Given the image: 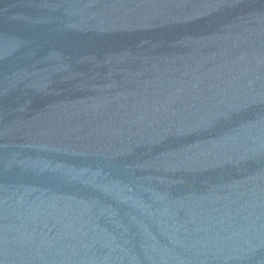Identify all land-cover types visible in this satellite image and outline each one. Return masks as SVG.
Here are the masks:
<instances>
[{"label":"water","instance_id":"water-1","mask_svg":"<svg viewBox=\"0 0 264 264\" xmlns=\"http://www.w3.org/2000/svg\"><path fill=\"white\" fill-rule=\"evenodd\" d=\"M0 264H264V0H0Z\"/></svg>","mask_w":264,"mask_h":264}]
</instances>
